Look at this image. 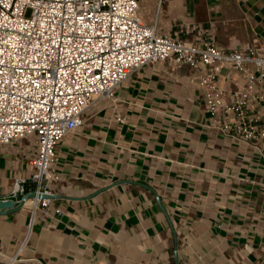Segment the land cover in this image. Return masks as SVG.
<instances>
[{
    "label": "crops",
    "instance_id": "crops-1",
    "mask_svg": "<svg viewBox=\"0 0 264 264\" xmlns=\"http://www.w3.org/2000/svg\"><path fill=\"white\" fill-rule=\"evenodd\" d=\"M136 1L144 24L179 41L264 42V0ZM195 75L145 65L115 101H94L56 145L53 197L31 229L28 207L0 214V264H264V155L217 128ZM36 154L33 137L0 146V200L20 199L17 179L33 190Z\"/></svg>",
    "mask_w": 264,
    "mask_h": 264
},
{
    "label": "built area",
    "instance_id": "built-area-1",
    "mask_svg": "<svg viewBox=\"0 0 264 264\" xmlns=\"http://www.w3.org/2000/svg\"><path fill=\"white\" fill-rule=\"evenodd\" d=\"M165 62L193 70L217 128L264 155V42L227 50L179 41L144 24L136 0H0V146L33 137L37 147L29 161L33 190L25 191L24 179L11 188L16 203L35 194L22 206L29 230L50 203L37 196L50 195L57 143L82 125L94 101H115L131 73ZM238 76L245 81L238 91L217 85Z\"/></svg>",
    "mask_w": 264,
    "mask_h": 264
},
{
    "label": "water",
    "instance_id": "water-1",
    "mask_svg": "<svg viewBox=\"0 0 264 264\" xmlns=\"http://www.w3.org/2000/svg\"><path fill=\"white\" fill-rule=\"evenodd\" d=\"M34 197H35L34 193L26 194L24 197L21 198V201L19 203H16L14 200H11V199L0 200V214H8V213H14V212L19 211L27 199L34 198ZM37 197L51 199L53 196L39 194Z\"/></svg>",
    "mask_w": 264,
    "mask_h": 264
},
{
    "label": "rangeland",
    "instance_id": "rangeland-1",
    "mask_svg": "<svg viewBox=\"0 0 264 264\" xmlns=\"http://www.w3.org/2000/svg\"><path fill=\"white\" fill-rule=\"evenodd\" d=\"M29 14H30V12H29V11H27L26 15H27V16H29Z\"/></svg>",
    "mask_w": 264,
    "mask_h": 264
}]
</instances>
